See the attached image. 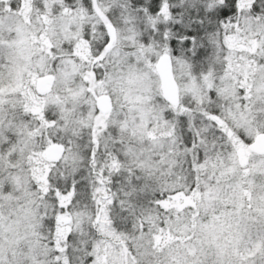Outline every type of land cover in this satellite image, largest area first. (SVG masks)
<instances>
[{
    "label": "snow or ice",
    "instance_id": "6c2138e0",
    "mask_svg": "<svg viewBox=\"0 0 264 264\" xmlns=\"http://www.w3.org/2000/svg\"><path fill=\"white\" fill-rule=\"evenodd\" d=\"M0 264H264V0H0Z\"/></svg>",
    "mask_w": 264,
    "mask_h": 264
}]
</instances>
